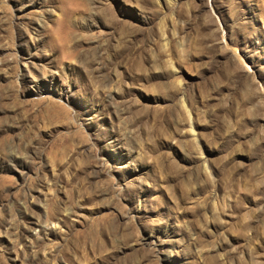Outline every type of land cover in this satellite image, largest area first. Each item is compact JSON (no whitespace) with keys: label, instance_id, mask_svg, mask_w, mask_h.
I'll return each mask as SVG.
<instances>
[{"label":"rangeland","instance_id":"obj_1","mask_svg":"<svg viewBox=\"0 0 264 264\" xmlns=\"http://www.w3.org/2000/svg\"><path fill=\"white\" fill-rule=\"evenodd\" d=\"M0 264H264V0H0Z\"/></svg>","mask_w":264,"mask_h":264}]
</instances>
